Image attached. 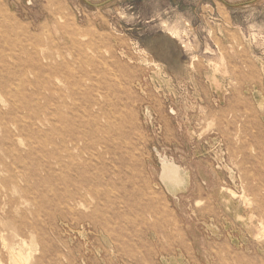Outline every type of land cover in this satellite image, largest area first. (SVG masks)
<instances>
[{"label":"rangeland","instance_id":"obj_1","mask_svg":"<svg viewBox=\"0 0 264 264\" xmlns=\"http://www.w3.org/2000/svg\"><path fill=\"white\" fill-rule=\"evenodd\" d=\"M223 1L0 0V264H264V0Z\"/></svg>","mask_w":264,"mask_h":264},{"label":"bare ground","instance_id":"obj_2","mask_svg":"<svg viewBox=\"0 0 264 264\" xmlns=\"http://www.w3.org/2000/svg\"><path fill=\"white\" fill-rule=\"evenodd\" d=\"M162 177H163L162 179H164L166 182H171L172 183V182H175V181L180 179V174L178 173L177 169L175 167H173V165L169 164V165H166L164 167L163 172H162ZM10 251L9 252L11 253V256H13L12 255V253H13L12 250H10ZM12 258H14V257H12ZM16 264H19V263L16 262Z\"/></svg>","mask_w":264,"mask_h":264},{"label":"water","instance_id":"obj_3","mask_svg":"<svg viewBox=\"0 0 264 264\" xmlns=\"http://www.w3.org/2000/svg\"><path fill=\"white\" fill-rule=\"evenodd\" d=\"M86 5L90 6V7H94V8H99V7H102L106 4H109L110 2H112L113 0H105L101 3H90L89 1L87 0H82ZM221 2L225 3L223 0H220ZM226 5L228 6H234V5H229L227 3H225Z\"/></svg>","mask_w":264,"mask_h":264},{"label":"crops","instance_id":"obj_4","mask_svg":"<svg viewBox=\"0 0 264 264\" xmlns=\"http://www.w3.org/2000/svg\"><path fill=\"white\" fill-rule=\"evenodd\" d=\"M262 110H263V111H262ZM261 111L264 113V105H263V107H262Z\"/></svg>","mask_w":264,"mask_h":264}]
</instances>
